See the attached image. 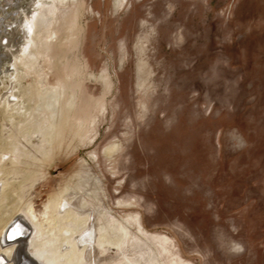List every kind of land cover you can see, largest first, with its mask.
Returning a JSON list of instances; mask_svg holds the SVG:
<instances>
[{
	"label": "rangeland",
	"instance_id": "1",
	"mask_svg": "<svg viewBox=\"0 0 264 264\" xmlns=\"http://www.w3.org/2000/svg\"><path fill=\"white\" fill-rule=\"evenodd\" d=\"M38 1L30 64L0 25V255L24 218L45 264H264V0Z\"/></svg>",
	"mask_w": 264,
	"mask_h": 264
},
{
	"label": "bare ground",
	"instance_id": "2",
	"mask_svg": "<svg viewBox=\"0 0 264 264\" xmlns=\"http://www.w3.org/2000/svg\"><path fill=\"white\" fill-rule=\"evenodd\" d=\"M24 1V0H22ZM1 0H0V10L3 9V6L1 4ZM42 5V4H41ZM39 5V1L38 0H31V2H29L26 6H23L22 10H19V11H16L14 13H12L11 15H7V17H3L0 19V22H1V27L3 26L5 28V25H6V32L8 31V34L11 36V42L15 39L16 36L19 35V33L23 32L24 36L26 37V41L27 43H29V48H30V51L28 52L24 46L20 49H17V50H12L11 49V42L8 43V45H4L5 48H6V53L9 52L12 54V56L14 57V59L17 61L16 64L18 63H23V64H30L29 63V58L33 55L34 51L36 50V41H37V38H38V32L39 30L41 29V26L43 24L44 21V17L43 15L41 14V11L39 10V7L41 6ZM35 8L34 12H31V9L32 8ZM9 16H13L14 18V22H10L8 20ZM10 29V30H9ZM4 32V31H3ZM6 34V33H5ZM4 37V36H3ZM8 38V37H7ZM5 37L3 38V41H4ZM7 40H10V39H7ZM6 40V41H7ZM2 41V42H3ZM7 43V42H6ZM2 44V43H1ZM4 44V43H3ZM2 44V45H3ZM3 47V46H2ZM29 50V49H28ZM4 52V51H3ZM28 52V53H26ZM10 70V69H9ZM1 78V77H0ZM1 83H3L2 79H0V85ZM11 94L9 95L8 97V100L5 102V106L6 108L11 112H15V111H20V107H21V102L17 99V96L13 93V92H10ZM6 96V95H5ZM12 98V99H11ZM3 99V98H2ZM6 99V98H5ZM0 102H2L0 100ZM3 103V102H2ZM49 104L51 107L53 108H56V103L55 101L52 102V101H49ZM3 106V105H2ZM10 113V114H11ZM7 197V196H6ZM1 200V199H0ZM20 218L18 219H15V221L5 230V232L3 233V236L1 238L2 241H6L7 243L6 246H1L2 249H3V252L0 256L3 255V258H1V261L4 263L7 261L6 258H8V255L11 257L12 256V261L15 260L18 262V264H23L25 261L23 260H27L26 262L28 264H37L35 261H37L38 263H40V260L33 254L31 253L30 251V244H25L26 241H25V238H27L30 234L27 233L26 231L23 232V235L21 237H18L13 240H8L6 237V234H9L11 232H13L14 230L18 229L19 227H21L20 225V222H25L26 223V220L24 218H21L20 221H18ZM71 222H73L75 225L78 226L79 225H84V223L86 224V222H78L77 219H74V218H71L70 219ZM27 224V223H26ZM25 224V225H26ZM28 226V225H27ZM30 227V226H28ZM33 227V226H32ZM18 231V230H17ZM28 231H29V228H28ZM17 233V232H16ZM19 233V232H18ZM67 234V233H66ZM32 234L30 235V237L28 238H31ZM12 239V238H11ZM67 239V238H66ZM106 241V240H105ZM3 244V243H2ZM1 244V245H2ZM4 244V245H5ZM63 244V243H62ZM61 244V245H62ZM67 244V243H66ZM30 249H28L29 251V255L28 257H26V254L23 252L22 253V249H23V246L26 247V246ZM71 245V244H70ZM74 245V244H73ZM71 246L69 248L68 244V248H69V252L64 254L63 258L67 261L68 264H72L74 263V259H73V255H72V252H74L73 250H75L74 246ZM9 247H13V248H9ZM63 247V246H62ZM61 249V248H60ZM62 250V249H61ZM68 251V250H67ZM25 257H23V256ZM61 257V256H60ZM25 258V259H24ZM62 259V257H61ZM78 259V258H77ZM34 260V261H33ZM8 261H10L8 259ZM64 261V260H63ZM62 261V262H63ZM74 261V262H73ZM16 262V263H17ZM92 262V261H91ZM25 263V264H27ZM42 263V261H41ZM40 263V264H41ZM77 263V262H76ZM75 263V264H76ZM9 264V263H8ZM42 264H45L44 262ZM78 264H80V259L78 261Z\"/></svg>",
	"mask_w": 264,
	"mask_h": 264
}]
</instances>
